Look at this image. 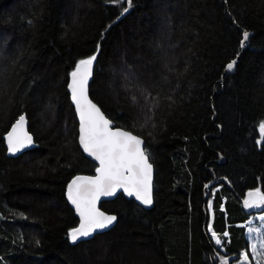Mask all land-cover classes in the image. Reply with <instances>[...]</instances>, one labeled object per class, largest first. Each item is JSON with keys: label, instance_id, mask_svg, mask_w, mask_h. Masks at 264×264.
I'll return each instance as SVG.
<instances>
[{"label": "trees", "instance_id": "1", "mask_svg": "<svg viewBox=\"0 0 264 264\" xmlns=\"http://www.w3.org/2000/svg\"><path fill=\"white\" fill-rule=\"evenodd\" d=\"M93 55L90 96L145 140L154 204L119 195L101 206L116 226L73 244L68 187L98 166L79 146L68 82ZM21 115L36 146L8 157ZM261 123L264 0H0V264H235L250 248L241 202L264 192ZM217 186L225 252L208 233Z\"/></svg>", "mask_w": 264, "mask_h": 264}, {"label": "snow or ice", "instance_id": "2", "mask_svg": "<svg viewBox=\"0 0 264 264\" xmlns=\"http://www.w3.org/2000/svg\"><path fill=\"white\" fill-rule=\"evenodd\" d=\"M130 2V0H127ZM126 11V9H124ZM249 34L243 33L242 46ZM96 60L93 55L82 59L71 73V95L80 120V143L84 150L99 161L96 177H76L68 187V199L75 206L80 216V225L70 232L73 243L91 236L98 229H105L113 224L115 216L105 215L97 207L101 196L114 195L117 189H123L129 196H135L142 204L150 206L152 166L142 149L143 141L129 131H113L110 121L100 109L88 98V80L92 75V65ZM235 61L227 65L232 70ZM135 99V98H134ZM26 119L21 115L7 136L8 150L20 151L32 143V138L24 130ZM264 135V123L260 124ZM244 207L248 209L264 207V192L260 189L249 191ZM264 220V216L260 217ZM260 237L251 244V251L257 253L258 246L264 250V235L259 228H249V235ZM227 236V233H224ZM212 237L217 245L221 239L213 231ZM259 255V253H258ZM249 257L243 256L241 264H247ZM220 264H228L221 258ZM264 264V258L257 261Z\"/></svg>", "mask_w": 264, "mask_h": 264}, {"label": "water", "instance_id": "3", "mask_svg": "<svg viewBox=\"0 0 264 264\" xmlns=\"http://www.w3.org/2000/svg\"><path fill=\"white\" fill-rule=\"evenodd\" d=\"M244 42H246V41H244ZM235 65H236V63H235ZM235 65H234V67L232 68V70H228V68H227V69H226V73H231V72H233V71L235 70ZM95 66H96V60L94 61L93 65H92V75H91V77H90L89 80H88V98L92 101V103H94V104L100 109V111H101V113L104 115V117L110 121L111 128H112L113 131H127V130H124V129H122V128H118V127H116L115 123L112 122V121L106 116V114L104 113V111L100 108V106H99L98 104H96V103L92 100V98H91V96H90V86H91V83H92V79H93V75H94V71H95ZM70 84H71V75H70L69 82H68V92H69V97H70L71 104H72V106L74 107V110H75V113H76V116H77V121H78V132H79V137H80V131H79V129H80L79 114H78V112L76 111L75 104H74V102H73V100H72ZM23 116H24L25 119H26V124H25V129H24V130L27 132V134H28L29 136H31V138H32V143L29 144L27 147L22 148V149H21L20 151H18V152H15V153L10 152V151L8 150L7 136H8V134L11 132V130H12V128H13V127H12L11 130L9 131V133L5 136V141H6V146H7V156H8V157L17 158V157L21 156L22 154H24L25 152H27V151H29V150H31V149H34L35 146H36V145H35V137L33 136V134H32V133L30 132V130H29V121H28V118H27L26 115H23ZM15 123H16V122H15ZM14 125H15V124H14ZM14 125H13V126H14ZM129 132H130V131H129ZM131 133H132V132H131ZM132 134L135 135V136H137V135L134 134V133H132ZM79 137H78V142H79V146H80L82 152L86 155V157H87L88 159H90L91 161H93L94 163H96V165H97L98 168H99V166H100V165H99V161H97L93 156L89 155V153L86 152V151L84 150L83 146H82L81 143H80V138H79ZM137 137L140 138V139L143 141L142 149H143V151L145 152V145H146L145 140H144L143 138L139 137V136H137ZM145 154H146V152H145ZM146 156L148 157L147 154H146ZM148 162L151 164L149 157H148ZM151 166H152V173H151V196H152V204H151L150 206H146V205L142 204L139 200L136 199V197H135L134 195H133V196H129V195H128L126 192H124V190L121 188V189H117V191L115 192L114 195H110V196H101V197L99 198V200L97 201V204H96L97 209H98L100 212L104 213L105 215H110V216H115V217H116V215H114V214H109V213L105 212V211L101 208V206H102V204L105 203V202H110V201L115 200L119 195H123L127 200L135 201L140 207H142V208H144V209H147V210L151 209V208L153 207V204H154L153 188H154V183H155V169H154V167H153L152 164H151ZM96 175H97V173H96L95 175H92V176H90V175H80V177H92V178H94V177H96ZM77 177H78V176H77ZM75 178H76V177H75ZM75 178H74V179H75ZM74 179H72V181H73ZM72 181H71V182H72ZM71 182H70V184H71ZM70 184H69V185H70ZM255 190H256V189L251 190V191H255ZM67 199H68V191H67ZM246 199H247V198H246ZM244 200H245V199H244ZM244 200H242L241 203H242L243 210H244V212H245L247 215L261 214V213L264 212V207H262V208H252V209L245 208V207H244ZM68 201H69V203L73 206V208H74L75 211H76L75 206L71 203V201H70L69 199H68ZM76 213H77V217L79 218V221H80L79 213H78L77 211H76ZM116 224H117V218H116V220L113 222V224L110 225L109 227H107V228H105V229H98V230H97L96 232H94L91 236L86 237V238H81L80 240L76 241L75 243H73V242H72V243H73V244H78V243H82V242L90 241V240H92L96 235H98V234H103V233H106V232L112 230V229L116 226ZM79 225H80V224H79ZM78 227H79V226H78ZM78 227H77V228H78ZM239 259H240V256H237V255H236V256H232L230 260L238 261Z\"/></svg>", "mask_w": 264, "mask_h": 264}, {"label": "rangeland", "instance_id": "4", "mask_svg": "<svg viewBox=\"0 0 264 264\" xmlns=\"http://www.w3.org/2000/svg\"><path fill=\"white\" fill-rule=\"evenodd\" d=\"M221 187L217 186L216 188L213 189L212 191V198L210 199V201L208 202V212H209V224H208V233L209 235L212 237V232L214 230V227H213V222L215 220V216H216V211H215V208H214V203H215V197H216V194L217 192L221 191ZM222 211H225V200L223 201V204H222V208H221ZM261 216H264V212L261 213V214H253V215H250L249 218L247 219L246 222H243V223H240L239 226H243L245 227L246 229V235H247V239L249 241V244H250V248L248 250V252H243L240 254V260L237 261L235 264H241V261L243 259V256L245 254L248 255L249 259L247 261V264H257V261L264 258V250H261L258 246V250H257V253H253L251 251V244L253 242H257L258 245H259V239L260 237L258 236H255V234H253L252 236L249 235V228H259L260 231H261V234L264 235V220H261L260 217ZM216 233V232H215ZM220 239H224L225 238V235L223 234V236H218ZM228 237V235H227ZM213 238V237H212ZM212 241L214 242L215 245H217L215 243V239L213 238ZM219 248L225 252V247L226 246H222V241H221V244L218 245ZM259 253V255H258Z\"/></svg>", "mask_w": 264, "mask_h": 264}]
</instances>
